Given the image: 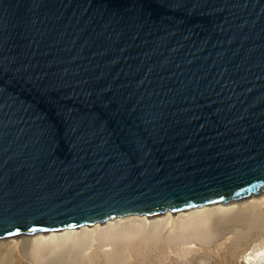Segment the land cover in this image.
<instances>
[{"label":"water","instance_id":"95a60500","mask_svg":"<svg viewBox=\"0 0 264 264\" xmlns=\"http://www.w3.org/2000/svg\"><path fill=\"white\" fill-rule=\"evenodd\" d=\"M264 194V0H0V240Z\"/></svg>","mask_w":264,"mask_h":264},{"label":"bare ground","instance_id":"6f19581e","mask_svg":"<svg viewBox=\"0 0 264 264\" xmlns=\"http://www.w3.org/2000/svg\"><path fill=\"white\" fill-rule=\"evenodd\" d=\"M235 210H240L236 213V217L241 220L252 218L254 214L257 219L264 220V194L237 202L194 208L176 214L167 211L162 215L151 217L129 215L108 220L103 224L96 223L77 229L34 234L26 241H21L22 243L11 241L12 243L4 247L0 245V264H22L24 255L33 264H94L97 252L87 257L81 256L83 251L91 252L89 249L93 245L100 246L102 249L111 247L107 261L114 264L115 259H120L122 238L135 240L139 237L142 242V239H156L166 229H170L168 231L171 235L176 233L173 230L192 231L196 238L207 239L210 237L213 218H222V215L231 214ZM190 232L188 235H191ZM180 237L183 239L188 236L180 235ZM133 246L134 249L140 247L138 243H134ZM244 260V264H264V246L245 254Z\"/></svg>","mask_w":264,"mask_h":264},{"label":"rangeland","instance_id":"374dc122","mask_svg":"<svg viewBox=\"0 0 264 264\" xmlns=\"http://www.w3.org/2000/svg\"><path fill=\"white\" fill-rule=\"evenodd\" d=\"M238 211L222 215V218H213L210 237L207 239L196 238L192 231L173 230L176 233L171 235L170 229H166L156 239H142V242L139 237L135 240L122 238L120 250L123 254L121 252L120 259H115L114 264H244L245 254L264 246V220L257 219L255 214L252 218L241 220L236 217ZM180 235L188 237L182 239ZM29 237L0 240V245L4 247L11 241L20 243ZM134 243L139 244V249H134ZM110 249L93 245L89 249L91 252L83 251L85 254L81 256L87 257L97 252L94 264H110L107 261ZM22 258V264H33L25 255Z\"/></svg>","mask_w":264,"mask_h":264}]
</instances>
